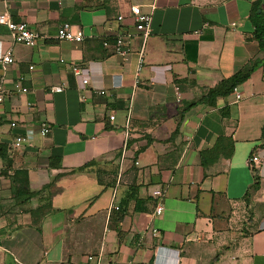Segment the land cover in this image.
Masks as SVG:
<instances>
[{
	"label": "crops",
	"instance_id": "1",
	"mask_svg": "<svg viewBox=\"0 0 264 264\" xmlns=\"http://www.w3.org/2000/svg\"><path fill=\"white\" fill-rule=\"evenodd\" d=\"M254 1L0 0V14L38 36L29 48L0 26V54L13 58L0 65V264H264V66L235 88L238 101L231 92L178 116L262 58ZM131 6L150 15L146 40ZM63 23L80 42L56 38ZM125 34L121 58L111 45ZM18 80L26 93L12 91ZM24 126L30 145L11 148Z\"/></svg>",
	"mask_w": 264,
	"mask_h": 264
},
{
	"label": "built area",
	"instance_id": "2",
	"mask_svg": "<svg viewBox=\"0 0 264 264\" xmlns=\"http://www.w3.org/2000/svg\"><path fill=\"white\" fill-rule=\"evenodd\" d=\"M129 13L131 15L133 25H134V31L137 35H139L142 40H146L150 35V24H151V18L150 15L147 13L141 12L140 8L138 6H131L129 8ZM121 18L117 17V21H119ZM0 26H4L11 37V40L13 43L16 44H22L26 47H33L35 45L36 40L38 39V36L29 31L24 24H13L10 21L9 15L4 12L0 14ZM56 38L58 40H65L69 42H80L82 39V35L79 31L75 30L72 26H70L67 23L61 24L56 31ZM129 34L125 35H116L113 39L111 50L112 52L121 57L124 58L129 54ZM101 46L104 50H106L109 46L106 40H103L101 43ZM13 58L10 51H6L3 54H0V65L4 66L7 64H12ZM141 65H142V55L138 54V60L137 65L134 72V85L138 84L137 76L139 75L141 71ZM32 67L29 66L28 70H31ZM70 70L73 75L78 74V69L75 66H70ZM82 85H85L87 83V80H82ZM12 91L14 93H26L27 90L24 87L20 86L19 80L13 84ZM61 91V88L59 87H50L48 89V93H59ZM99 95H104V92H99ZM232 94L234 96V100L238 101L240 99V96L236 92L235 88L232 90ZM176 99H178V94H175ZM2 102V96L0 94V103ZM109 121L113 120L112 116L108 117ZM10 128H15V123L9 124ZM48 132L47 126L44 124H41L39 126V129L37 133L40 136H44ZM33 137V130L30 127L24 126V134L22 136H14L10 142L9 145L13 149H18L23 146H29L30 142ZM260 162V159L257 155H254L253 153L250 154L245 161V164L249 167L257 166ZM151 198L156 201L154 207H153V215L154 216H160L162 213V205L160 203L161 198L163 196V192L160 190L152 191L150 194ZM114 210H117L115 207ZM88 261H92L91 257H87Z\"/></svg>",
	"mask_w": 264,
	"mask_h": 264
},
{
	"label": "trees",
	"instance_id": "3",
	"mask_svg": "<svg viewBox=\"0 0 264 264\" xmlns=\"http://www.w3.org/2000/svg\"><path fill=\"white\" fill-rule=\"evenodd\" d=\"M248 20L253 29L252 39L256 42L259 52L263 55L262 58L247 62L232 76L220 81L212 89L207 90L206 94L198 101L183 106L178 113L180 119L187 109L196 104L214 105L215 99L228 96L232 90L243 83L256 68L264 66V0H255L251 3ZM177 127L178 123L173 131V136L177 133ZM251 172L253 174L251 189L255 190L258 182L255 168L251 167Z\"/></svg>",
	"mask_w": 264,
	"mask_h": 264
}]
</instances>
